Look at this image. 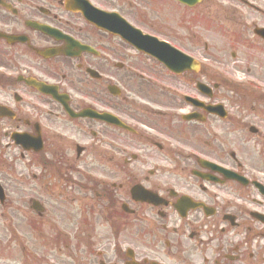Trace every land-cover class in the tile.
<instances>
[{"label": "flooded vegetation", "instance_id": "1", "mask_svg": "<svg viewBox=\"0 0 264 264\" xmlns=\"http://www.w3.org/2000/svg\"><path fill=\"white\" fill-rule=\"evenodd\" d=\"M107 1L204 63L172 73L66 0H0V264H264V0ZM40 27L91 51L49 58L69 45ZM75 66L99 79L76 91Z\"/></svg>", "mask_w": 264, "mask_h": 264}]
</instances>
